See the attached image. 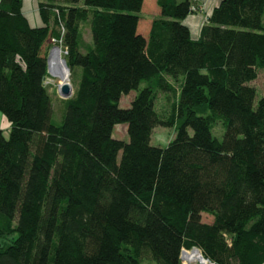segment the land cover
Here are the masks:
<instances>
[{"label":"trees","instance_id":"obj_1","mask_svg":"<svg viewBox=\"0 0 264 264\" xmlns=\"http://www.w3.org/2000/svg\"><path fill=\"white\" fill-rule=\"evenodd\" d=\"M146 3L36 0L35 26L22 0H0V264H181L192 245L214 264L264 262V95L253 106L250 83L264 0H220L197 38L191 0ZM50 37L72 85L59 124ZM158 92L173 98L163 118ZM157 125L174 126L165 146L150 143Z\"/></svg>","mask_w":264,"mask_h":264},{"label":"rangeland","instance_id":"obj_2","mask_svg":"<svg viewBox=\"0 0 264 264\" xmlns=\"http://www.w3.org/2000/svg\"><path fill=\"white\" fill-rule=\"evenodd\" d=\"M148 1L146 0V4H149ZM37 8V5L33 6V9L35 10ZM142 18L150 19L153 16H156L155 13L152 11L146 12L143 11L140 13ZM262 21L264 22V11L262 14ZM61 25V23H59ZM62 26V25H61ZM60 30V27H59ZM83 37L85 39H89V32L86 27L83 28ZM49 52V49L47 51V54ZM61 55L64 53L60 52ZM59 52H53L50 59H49V65H50V70H53L54 67L56 66H62L61 69L59 70L58 68L55 71H52L50 75L47 74L46 72V79H45V84L48 88V92L51 96V102H52V122L55 124H59L61 119H62V114L64 112V106H63V97L59 95L57 89H59L58 83L61 82V85L65 82H69L71 85V79L69 75V70L68 68L65 69L63 59L61 57ZM53 66V67H52ZM64 68V69H63ZM65 70L66 75H62V71ZM57 73H60V76H57ZM256 89V93L253 99V106H255L257 99L264 95V70L259 69L257 76L254 80L250 82ZM60 85V86H61ZM71 90H72V85H71ZM133 92H129L126 95H122L119 99V105L120 106H127L129 104L130 99L132 98ZM173 98L171 95H168L165 97V94L162 92H158L157 97L154 101L155 109L158 113H160L161 117H165L166 115L169 114L171 110V105ZM9 128V122L6 119V117L0 112V129L2 132L6 135L8 132ZM126 124L123 122L116 123L112 129V135L116 138L120 139H127L126 132H125ZM224 127L221 125L220 121H217L212 129V134L216 136L218 140H221L222 133H223ZM174 126H162V125H157L152 129V132L150 134V143L153 145H159V146H165L167 142L173 137L174 135ZM119 157V153H118ZM205 222L208 221L209 217L208 216H203ZM145 264H156L153 260H151L150 257H145Z\"/></svg>","mask_w":264,"mask_h":264},{"label":"crops","instance_id":"obj_3","mask_svg":"<svg viewBox=\"0 0 264 264\" xmlns=\"http://www.w3.org/2000/svg\"><path fill=\"white\" fill-rule=\"evenodd\" d=\"M219 1L220 0H195V11L186 15L182 20L188 27L192 38H197L199 36L201 25ZM34 5L36 6V0H22L21 10L30 25L38 26L42 22L38 15L37 8H35V10L33 9ZM203 216L204 215H202V220L205 221ZM210 221L211 220L208 219L207 222ZM262 264H264V262Z\"/></svg>","mask_w":264,"mask_h":264},{"label":"built area","instance_id":"obj_4","mask_svg":"<svg viewBox=\"0 0 264 264\" xmlns=\"http://www.w3.org/2000/svg\"><path fill=\"white\" fill-rule=\"evenodd\" d=\"M190 9L191 11H195L196 7H195V0H191V5H190ZM63 32V27L60 25V33ZM50 41L52 42V45L49 48V52L47 54V74L50 75V72H48V67H49V55H50V51L51 49L54 47L56 49H58L60 52L65 53L66 51L63 50L60 45H57L55 43L56 39L53 37H50ZM63 58V57H62ZM51 77H53L52 75H50ZM46 79V78H45ZM191 254H193V256H191ZM179 262L181 264H214L213 261L211 259H209L208 257H205L200 249L194 245L190 246V247H181L180 251H179ZM191 257V258H189Z\"/></svg>","mask_w":264,"mask_h":264},{"label":"water","instance_id":"obj_5","mask_svg":"<svg viewBox=\"0 0 264 264\" xmlns=\"http://www.w3.org/2000/svg\"><path fill=\"white\" fill-rule=\"evenodd\" d=\"M63 61H64V59H63ZM64 63H65V61H64ZM65 66H66V65H65ZM66 67H67V66H66ZM57 91H58L59 95L62 96L63 98H67V97H69V96L71 95V93H72L70 83H69V82H65V83H63V84L59 87V89H57Z\"/></svg>","mask_w":264,"mask_h":264},{"label":"bare ground","instance_id":"obj_6","mask_svg":"<svg viewBox=\"0 0 264 264\" xmlns=\"http://www.w3.org/2000/svg\"><path fill=\"white\" fill-rule=\"evenodd\" d=\"M53 52H59V53H60V51H59L58 49L54 48V47L51 49V51H50V55H51ZM50 55H49V57H50ZM60 55H61V53H60ZM61 57H62V55H61ZM62 59H63V58H62ZM62 61H63V60H62ZM48 63H49V60H48ZM63 63H64V61H63ZM52 67H53V66H52ZM61 67H62V66H59V65H58V66L54 67L53 70H50L51 67H50V65H49V67H48V72L51 73L52 71H55L57 68H58L59 70H62ZM63 67H65V69H66L65 63H64V66H63ZM63 69H64V68H63ZM61 73H62V75H63V74L66 75L67 72H65V70H63ZM57 76L59 77V76H60V73H59V74L57 73ZM58 85H59V87H60L61 82H59ZM191 256H193V254H191ZM189 258H191V257H189Z\"/></svg>","mask_w":264,"mask_h":264}]
</instances>
